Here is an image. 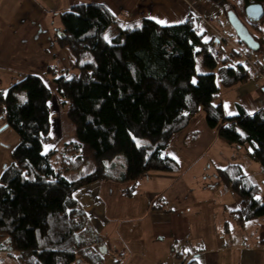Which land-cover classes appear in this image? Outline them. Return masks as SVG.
I'll use <instances>...</instances> for the list:
<instances>
[{"label": "trees", "instance_id": "obj_1", "mask_svg": "<svg viewBox=\"0 0 264 264\" xmlns=\"http://www.w3.org/2000/svg\"><path fill=\"white\" fill-rule=\"evenodd\" d=\"M208 1L225 15H237L230 0ZM199 22L190 13L176 25L144 19L122 28L110 9L94 2L60 14L58 44L71 50L75 73L53 75L52 82L67 106L76 141L61 150L49 147L53 92L40 76L26 75L0 92L2 119L19 140L0 176V255L6 252L18 264H101L103 255L92 248L97 237L73 193L102 180L176 172L164 152L199 113L219 141L246 147L264 175V107L226 117L214 102L220 87L231 88L253 74L232 50L220 48L223 57L216 63L212 47L220 39L206 40ZM253 38L260 50L261 42ZM197 56L210 72H196ZM89 162L91 172L68 179ZM219 176L240 199L234 214L238 223L264 216V185L250 180L238 164L226 166Z\"/></svg>", "mask_w": 264, "mask_h": 264}, {"label": "crops", "instance_id": "obj_2", "mask_svg": "<svg viewBox=\"0 0 264 264\" xmlns=\"http://www.w3.org/2000/svg\"><path fill=\"white\" fill-rule=\"evenodd\" d=\"M88 2L110 9L122 28L139 26L144 19L176 25L192 13L200 18L206 40L218 37L216 32L228 40L219 18L224 13L208 0H0V92L26 75H38L47 85V75L75 73L71 50L58 44L60 14ZM223 42L217 47L223 48ZM259 63L264 65V55ZM214 102L226 117L242 110L253 113L264 107V85L250 79L220 87ZM2 114L0 109V176L19 142L3 127ZM164 153L175 162L176 172H149L124 182L102 180L73 193L97 237L92 248L103 255L101 264H264V216L238 223L234 214L240 199L219 176L226 166L238 164L249 177L246 147L219 141L199 113L173 135ZM0 256L15 264L6 252Z\"/></svg>", "mask_w": 264, "mask_h": 264}, {"label": "rangeland", "instance_id": "obj_3", "mask_svg": "<svg viewBox=\"0 0 264 264\" xmlns=\"http://www.w3.org/2000/svg\"><path fill=\"white\" fill-rule=\"evenodd\" d=\"M230 2L233 3V5L236 7L237 15L239 16V18L242 21H244V24L246 23L245 25H246L247 29L255 37H257L259 39V41L261 42L262 47L259 51H256V52L251 51V54L253 56V61L254 62H261L262 57L264 55V16L258 22H252V21L249 22V20L244 15L243 4L245 6V3H243V0H230ZM219 18H220V21L222 22L223 27L225 28V32H226L227 39H228L227 41L225 39V42L222 43V46L225 50L228 51V50H231L232 45H239V44L237 42V38L235 36L234 30L228 24L226 15L221 14V15H219ZM218 29L220 30L219 27H218ZM241 47H242V45H241ZM195 70L198 74L210 72V70L206 69L202 65L201 56L196 57ZM46 78L48 80L47 86L53 92L51 100L49 102V106H50V110H51V116H52L51 133H50L51 143H50L49 147L57 149V150H61L65 143L76 141V136H75L74 128L72 127V125L70 124V122L66 118L67 106L62 105L60 103V98L54 91V84L52 82V75H50V76L47 75ZM57 161H58V156H56L53 159L54 163H57ZM248 162H249V164H251V166L246 167V169H245L246 173L256 183L260 184L259 181L264 180L263 173L261 172L259 166L256 163H254L253 161H250L249 159H248ZM93 169H94L93 164L91 162H89L86 165H84L80 169L79 172L69 174L67 177L70 180H75L80 175H85V174L91 172ZM236 238H238V237L236 236ZM0 264H12V263H10L9 260H5L4 256H2V257L0 256ZM15 264H18V263L15 261Z\"/></svg>", "mask_w": 264, "mask_h": 264}, {"label": "water", "instance_id": "obj_4", "mask_svg": "<svg viewBox=\"0 0 264 264\" xmlns=\"http://www.w3.org/2000/svg\"><path fill=\"white\" fill-rule=\"evenodd\" d=\"M245 16L253 21L258 22L263 18L264 10L262 4L259 3H250L244 7ZM228 24L234 30L235 36L238 41H240L248 50L256 52L259 50V44L254 40L253 36L249 33L246 26L241 22L238 16L233 11H228L226 14ZM4 128L7 127L5 124ZM99 250L104 253V250Z\"/></svg>", "mask_w": 264, "mask_h": 264}, {"label": "built area", "instance_id": "obj_5", "mask_svg": "<svg viewBox=\"0 0 264 264\" xmlns=\"http://www.w3.org/2000/svg\"><path fill=\"white\" fill-rule=\"evenodd\" d=\"M198 0H192V2H196ZM203 21H207L203 18ZM217 22V20H216ZM218 38L220 40H225L223 36L216 32ZM231 50L234 51L237 55L241 63L252 72V79L256 82L263 83L264 85V65H261L259 62L253 61V56L248 49L240 48L235 45L231 46ZM212 54L216 63H220L223 57V51L216 47H212Z\"/></svg>", "mask_w": 264, "mask_h": 264}, {"label": "snow or ice", "instance_id": "obj_6", "mask_svg": "<svg viewBox=\"0 0 264 264\" xmlns=\"http://www.w3.org/2000/svg\"><path fill=\"white\" fill-rule=\"evenodd\" d=\"M158 23H164V21H157ZM105 39L107 40L108 38H107V36L105 37ZM193 83H195L196 81L195 80H193L192 81ZM231 114V113H230ZM256 199H260L259 197H256ZM187 251V250H186Z\"/></svg>", "mask_w": 264, "mask_h": 264}]
</instances>
